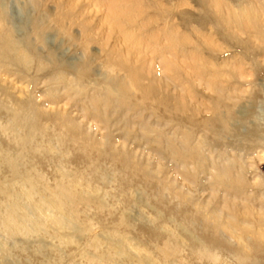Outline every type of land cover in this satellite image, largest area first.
<instances>
[{
  "label": "rangeland",
  "instance_id": "374dc122",
  "mask_svg": "<svg viewBox=\"0 0 264 264\" xmlns=\"http://www.w3.org/2000/svg\"><path fill=\"white\" fill-rule=\"evenodd\" d=\"M223 1L0 0V264H264V16Z\"/></svg>",
  "mask_w": 264,
  "mask_h": 264
},
{
  "label": "bare ground",
  "instance_id": "6f19581e",
  "mask_svg": "<svg viewBox=\"0 0 264 264\" xmlns=\"http://www.w3.org/2000/svg\"><path fill=\"white\" fill-rule=\"evenodd\" d=\"M216 1H219V0H216ZM226 1V0H225ZM223 1V4L224 2ZM261 1H263L261 3ZM228 2V1H227ZM213 3V2H212ZM242 3V2H241ZM264 0H253L251 1L249 4L248 3H245L244 2V5L240 4V8H237L235 10V8L232 6V8H234L235 11L237 12H234L231 10H229V8H227L226 6L222 5V4H219L218 3V6L217 8L220 10V12L222 13V15H224L226 18V20H229L230 23L232 22V24H234L235 26H243V27H247V26H251L254 27V28H257L259 26H261L263 23H261V21H257V15H260V16H264ZM209 4V3H208ZM214 5V4H213ZM217 5V4H216ZM239 5V4H237ZM153 6V5H152ZM210 6V5H209ZM208 6V7H209ZM158 7V6H157ZM156 7V8H157ZM231 7V6H230ZM154 8V7H153ZM213 8H215L213 6ZM211 10V9H210ZM165 11V10H164ZM215 12V9L213 10ZM220 13V14H221ZM214 15V14H213ZM217 15V14H216ZM215 15V16H216ZM218 16V15H217ZM259 16V17H260ZM201 18V17H200ZM5 12L0 4V22L2 23V27H0V63H4V62H17V63H20L22 65H27V66H31V63L32 61L29 59V57L26 56V53L24 52L23 48L21 47V41L20 39H17L14 34H13V31L12 29H10L8 26H6L4 23H5ZM219 19V18H218ZM223 20V19H222ZM261 20V19H260ZM200 21V20H199ZM221 21V20H220ZM225 21V20H223ZM210 22V21H209ZM218 22V21H217ZM222 22V21H221ZM220 23V22H219ZM215 24V23H214ZM213 24V25H214ZM222 24V23H221ZM223 25V24H222ZM212 26V25H211ZM224 26H227L228 25H224ZM223 26V27H224ZM202 27V26H201ZM226 27V28H227ZM234 27V26H233ZM225 28V27H224ZM46 27L44 26V24H41L39 25L37 28H36V34L38 36H43L45 34V31H46ZM224 30V29H223ZM245 30V29H244ZM229 31V30H228ZM228 31L227 34H228ZM231 31V30H230ZM225 32V31H224ZM223 32V33H224ZM225 32V33H226ZM224 33V34H225ZM250 33V32H249ZM230 34V33H229ZM241 36V35H240ZM243 36V35H242ZM247 37L246 35L243 37L245 38ZM239 38V37H238ZM248 38V37H247ZM252 38V37H251ZM226 39V37H225ZM227 39H230L227 37ZM256 39V38H255ZM258 39V38H257ZM234 41V40H233ZM251 41V40H250ZM231 42V41H230ZM233 43V42H232ZM239 43V41H238ZM251 43L253 44V42L251 41ZM243 46V44H242ZM258 46V45H257ZM245 47V45L243 46ZM251 49V48H250ZM259 50V49H258ZM252 51V50H251ZM252 54V53H251ZM224 116V115H223ZM221 117V116H220ZM219 118V117H218ZM222 119V122L225 124V117H221ZM219 121V120H218ZM258 156V155H257ZM258 158V157H257ZM255 159V158H254ZM228 168H230V172H231V169L234 167V165L228 161L225 163ZM224 168V167H223ZM226 169V170H229V169ZM235 168V167H234ZM220 170L218 172H215V174H218L215 176V180L217 181L218 179L221 180V178H225L228 176L230 177H233L234 179V182L236 181V183L238 182L237 181V176L234 175V173H230L228 172V175H226L225 173V168L224 170L219 168ZM233 170V169H232ZM235 170V169H234ZM237 171V170H235ZM234 171V172H235ZM236 174V172H235ZM239 175V174H238ZM251 175V174H250ZM258 175V174H256ZM241 177V175H239ZM238 176V178H239ZM227 177V178H228ZM255 176H249L247 178V180L249 181L248 183H250L251 185H255L256 184V181L253 180ZM258 177V176H257ZM243 178V177H242ZM246 178V177H245ZM232 179V178H231ZM238 180H241L240 178ZM245 180V179H244ZM246 180V182H247ZM230 181V180H229ZM242 181V180H241ZM233 182V181H232ZM244 183V181H242ZM245 182V183H246ZM230 261V260H229ZM219 264H232L231 262H228L226 260H221L219 262Z\"/></svg>",
  "mask_w": 264,
  "mask_h": 264
}]
</instances>
